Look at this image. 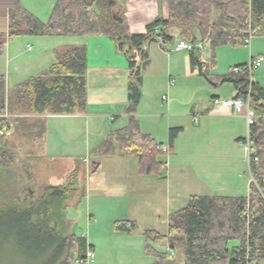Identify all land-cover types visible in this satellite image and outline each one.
Wrapping results in <instances>:
<instances>
[{
  "label": "trees",
  "instance_id": "trees-1",
  "mask_svg": "<svg viewBox=\"0 0 264 264\" xmlns=\"http://www.w3.org/2000/svg\"><path fill=\"white\" fill-rule=\"evenodd\" d=\"M127 2L57 0L45 23L29 12L21 0H0V56L5 53L7 41L19 35L109 37L117 52L124 54L129 62L126 108L129 121L111 132L97 151L100 155H112L119 146L122 154L139 156L142 173H160L167 163L159 158L162 144L141 131L136 117L142 100V63L150 58L148 45L160 42L166 47L174 42L176 28L182 40H205L212 50L222 45H244L251 29H259L256 34L264 35V0H167L168 18L160 14L147 25L144 34L130 31L125 15ZM191 55L193 66L202 68L195 52ZM236 67L246 68L247 64ZM236 67L220 75V81L231 82L238 96L250 94L254 106L261 109L259 101L264 100V87L252 79L247 68L237 72ZM87 73V46L72 45L56 52V62L48 71L29 77L10 91L6 76L0 74V128L7 135L14 121V127L23 125L28 132L37 131V141L45 131V121L40 116L85 111ZM202 73L209 75L207 71ZM181 130L170 129V144ZM252 130L259 160L251 162L254 181L249 196L192 195L186 207L170 215L168 233L146 231V252L156 256L155 264H178L169 248L182 252L185 264H255L264 260V119L259 118ZM6 135L0 138L4 155L0 175L5 174L6 165L15 159L4 143ZM78 186V173L74 172L66 184L46 186L43 195H35L26 203L8 196L11 210L20 223L27 221L35 227L34 232L36 228L40 232L41 226H37L41 223L44 235L52 237L50 248L56 250L53 264H77L88 258L86 238L68 232L66 222L68 202ZM117 227L132 232L137 223L121 221ZM153 244L167 249L158 251Z\"/></svg>",
  "mask_w": 264,
  "mask_h": 264
},
{
  "label": "rangeland",
  "instance_id": "rangeland-1",
  "mask_svg": "<svg viewBox=\"0 0 264 264\" xmlns=\"http://www.w3.org/2000/svg\"><path fill=\"white\" fill-rule=\"evenodd\" d=\"M56 1L21 0L23 6L42 22L49 21ZM173 34L175 40L166 46L168 48L166 52L174 55L172 76L177 86H170L168 77L165 80H157L151 75L152 68L143 69L145 88L140 110L159 112V117L151 118L155 132H158L156 128L158 122L165 127L170 119L174 124L175 113H182V124L195 130L196 119L201 121L202 117L201 104L208 103L211 106L216 101L214 96L218 94L222 99L234 97L236 91L234 85L219 79L220 75L230 71L232 49H238L237 62L250 63L252 53L254 58L259 57L260 53L264 54V35L254 34L250 43L240 46L222 45L212 50L209 44H206L204 51L195 52L196 57L202 62V68L193 67L190 51L183 50L179 54L169 51L180 36L179 29L173 30ZM67 37L19 35L10 38L6 48H9L10 44L11 52L13 55L15 53L16 57L5 62L0 69V72L8 74V91L29 77L48 71L56 62L55 51L66 42L65 38L77 39ZM28 44L34 46L32 51L28 50ZM263 69L264 61L259 68L252 71V78L256 80V76L261 73L263 76L261 82L264 84ZM201 71H207L209 75L206 76ZM177 72L182 75V79ZM67 121L68 119H57L50 126L56 130L55 136L60 144L58 152L67 153L68 156L51 158L40 151L42 148L39 143L36 150L33 144L37 131L28 132L23 125L20 128L16 125L14 127V121L8 134L6 135L5 130L3 132V135H6L4 143L13 152L15 159L13 163L6 165V175H0V264H53L56 250L50 248L52 237L49 234L44 235L41 223L37 226L38 228L41 226L40 232L37 228V232H34L35 227L33 226V229L27 221L20 223L19 217L11 210L12 205L9 204L8 196L26 203L35 195L37 197L43 195L46 186L66 184L74 172L78 173L79 186L77 193L68 202L66 212L68 232L74 233L77 237H85L89 245L86 252L93 251V256L77 264H155L156 256L146 252L145 233L147 230H157L162 234L168 232L170 209L166 181L158 177L159 173L142 175L144 173L141 174L139 170L141 162L138 155L122 157L117 154L112 158H104L100 169L93 172L90 165L99 158L96 149L99 148L98 142L104 140L103 138L100 140L101 133L87 129L85 120H75L78 135L74 148L78 151L71 153L73 145H66L69 139ZM57 130H60L58 135ZM3 135L1 134L0 138ZM192 138L195 143L187 146ZM158 141L163 142L164 146L169 145L167 139L164 140L162 137ZM182 143L186 146L183 149ZM178 148L175 146L173 152H163L159 158L168 162L177 153V157L193 162L196 157L198 161H203L212 149L216 153L226 151L233 156H236L235 151L237 153L236 149L216 147V144L210 142L209 136L195 131L187 132ZM241 155L245 156L243 149ZM86 157L91 159L84 161ZM3 159V151L0 149V162ZM239 168L248 175L247 163L244 160L239 164ZM239 168H236V172ZM198 169L203 171L202 167ZM127 220L137 223L132 232L117 227V222ZM153 245L158 251L167 249L161 245ZM167 250L178 264H185L182 252L178 249L172 252L171 248ZM255 264H264V260Z\"/></svg>",
  "mask_w": 264,
  "mask_h": 264
},
{
  "label": "crops",
  "instance_id": "crops-1",
  "mask_svg": "<svg viewBox=\"0 0 264 264\" xmlns=\"http://www.w3.org/2000/svg\"><path fill=\"white\" fill-rule=\"evenodd\" d=\"M160 14H162L164 18H168L169 5L167 0H128L127 2L125 15L129 22L130 31L134 34L146 33L147 25ZM71 37H76L77 39L68 40L65 38L66 42L62 44L61 47H58L55 53L58 50L65 49L66 47L72 45L87 46L88 105L85 111L77 114H48L40 116L43 117L45 121V131L43 134H41V137H39L37 141H34L35 144H33V146L37 150V143H39L40 148H42L40 151L51 158L68 156L67 153H62V151L58 152L57 150L60 147L59 140L55 136L56 130L54 131L50 126V124L57 119H68L67 134L69 139L66 141V145H73V151H71V153H77L78 151L77 148H74L77 145L78 134L76 132L77 128L74 124L77 120H85L87 129L89 128L91 131L101 133L102 136H100V140L102 138L105 140L111 132L126 126L129 121V115L126 112V108L128 105V83L130 77V68L129 62L125 55L117 52L113 41L109 37L68 36L67 38ZM181 40L182 38L179 36V38H177V42L172 45V48L169 50L171 53H182L184 49L173 50ZM206 44L208 43L206 42ZM6 46L5 53L0 56V69L1 65L4 66L5 62L16 57L15 53L13 55L11 52L10 44L9 48H6ZM33 47L34 46L32 44H28L29 51H32ZM148 48L150 50L149 59L151 62L147 67L152 68L151 75L160 81L161 79L165 80L168 77L169 85L177 86L176 81L172 76V73H174V69L172 67L174 55L172 56V54H170L168 51L166 52L168 48L162 46L160 42H152L148 45ZM232 50L231 56H233V58L231 59L232 61L229 66L230 69L239 65L248 64L245 62H237L236 60L238 57L236 56L238 55V49L234 48ZM263 55L264 54L262 53L259 54V56ZM251 57L254 58L253 53L251 54ZM215 63L216 60L214 61V64ZM177 73L179 78L182 79V75H180L179 72ZM0 74L5 75L7 79V72H0ZM262 78L263 76L260 73L258 76H256V80L254 81L259 86L264 87L263 82H261ZM172 82L175 84L172 85ZM144 88L145 78L143 76L142 100L140 104L144 98ZM218 95L214 97L216 98L215 100L219 101H215L211 106L208 103L200 105V116L202 117L201 121L196 119V127H194L195 130H191L182 124V113H175V119L173 122L174 124L170 122V119L168 121V125L165 127L161 126V123L158 122V125L156 126L158 132H155L153 126L151 125V118L159 117V112L145 110L142 111L140 110L141 105H139L136 117L139 120L141 131L145 134L151 135L157 140L158 143L162 145L163 142H159L158 139H161V137L164 140L167 139L171 152L174 151L175 146L177 149H179L178 145L189 131H195L209 136L210 142L216 144V147L225 146L227 149L232 148L237 150V153L236 151L234 153L236 156H233L226 153V151L224 153H216L212 149L211 153H207L203 161H198L197 157L193 162L186 161L184 158L177 157V153L175 154L174 158L170 159L168 162L162 159L167 163L163 166L158 177L164 179L167 184V199L170 209L168 212L169 215L186 207L192 195L249 196L250 194V186L252 183L251 163L245 159V156L241 155L242 149L244 151L243 141L247 132L249 131L248 121L245 114L235 113L232 108L223 106L221 101L228 98L224 97L222 99L221 96ZM236 96H238L237 89L234 93V97ZM211 119L213 120L210 122ZM102 121H104V124L101 125ZM172 125L176 127H172ZM171 128L182 129L173 144H170ZM59 131L60 130H57V135L59 134ZM102 141L98 142V146L101 145ZM190 142L191 143L187 146H191L192 143H195L194 138H192ZM184 146L185 145L183 144L182 149ZM97 150L98 149H96V151ZM88 151H90V148ZM198 153L200 155V152ZM97 154L99 158H97L95 161H100V164L96 168V171H98L104 163V158H112L117 154L118 156L122 157L133 155L122 154L120 150H116L112 155H100L98 151ZM89 159L91 158L86 157L84 161H88ZM242 160L247 163L248 175H246V173L239 168V164L242 162ZM92 162L94 163V161ZM90 166L93 169L94 165L92 164ZM198 167H202L203 171H200ZM237 167L239 170L236 172ZM142 175L145 176L146 174Z\"/></svg>",
  "mask_w": 264,
  "mask_h": 264
},
{
  "label": "built area",
  "instance_id": "built-area-1",
  "mask_svg": "<svg viewBox=\"0 0 264 264\" xmlns=\"http://www.w3.org/2000/svg\"><path fill=\"white\" fill-rule=\"evenodd\" d=\"M259 29H251L249 31V35L246 38L245 42L250 43L251 38L254 34L257 33ZM159 32V30H157ZM179 50L184 49L188 50L190 52H196V51H204L206 49V41L205 40H199V41H188V40H181L176 48L173 50ZM264 61L263 56H259L257 58H252L251 62L247 64V69L252 73L254 69L259 68L262 65V62ZM246 68L236 67L235 71L240 72ZM253 79V78H252ZM172 85L175 83L172 82ZM219 101V100H216ZM221 104L226 107H230L233 109L235 113H243L245 114L248 125H249V131L247 134V137L244 139V151H245V159L251 163L252 161H258L259 158L257 156V148L255 146V142L253 140V130L252 126L258 121L259 118L264 119V101L260 100L259 104L262 105L261 109H257L253 102H252V96L249 94L247 97L243 96H236L234 98H228L221 101ZM4 130L0 128V135H3ZM163 152L169 153L170 147L168 146H160ZM252 181H254V178L252 176ZM172 252L174 250L172 249ZM93 256V251L90 250L88 252V257Z\"/></svg>",
  "mask_w": 264,
  "mask_h": 264
},
{
  "label": "water",
  "instance_id": "water-1",
  "mask_svg": "<svg viewBox=\"0 0 264 264\" xmlns=\"http://www.w3.org/2000/svg\"><path fill=\"white\" fill-rule=\"evenodd\" d=\"M207 58H209V57L207 56ZM150 62H151L150 59H147V60L143 61L142 68L146 69L147 66L150 64ZM99 164H100V161H94V163H93V165H94L93 171H96V168L98 167Z\"/></svg>",
  "mask_w": 264,
  "mask_h": 264
}]
</instances>
